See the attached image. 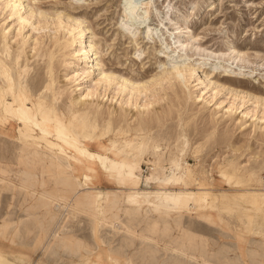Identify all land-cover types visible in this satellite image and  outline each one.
<instances>
[{
	"label": "rangeland",
	"instance_id": "1",
	"mask_svg": "<svg viewBox=\"0 0 264 264\" xmlns=\"http://www.w3.org/2000/svg\"><path fill=\"white\" fill-rule=\"evenodd\" d=\"M8 2L0 99L32 122L0 133V264H264V0H20L25 23ZM78 151L138 178L86 177Z\"/></svg>",
	"mask_w": 264,
	"mask_h": 264
},
{
	"label": "bare ground",
	"instance_id": "2",
	"mask_svg": "<svg viewBox=\"0 0 264 264\" xmlns=\"http://www.w3.org/2000/svg\"><path fill=\"white\" fill-rule=\"evenodd\" d=\"M3 1V0H2ZM8 5L11 8V16L13 17H17L18 21H21L22 23H25L28 21V17H22L21 15V8H22V4L20 2V0H9ZM21 7V8H20ZM128 6L127 3L124 5V18L122 20V26L124 27L125 30H131L133 29V25L136 22V20L132 17L126 14V10H127ZM30 17V15H29ZM136 26V25H135ZM150 27V26H149ZM149 27H147L144 31V33L146 35L149 34L150 29ZM77 33L76 35L71 36L70 41H69V46L72 47L74 44L76 43H80L81 44V48L78 51V55H79V60L86 65L87 71L86 74L87 76L90 74H94L97 73L98 77L96 78V85H100L102 83L104 84H108L113 80V77L111 74L107 73L106 71H103L100 68V62H99V57L97 56V52H95L93 45L89 42V40L85 41L86 38V32L87 29L82 26V24H79L77 26ZM175 51V50H174ZM167 58V57H166ZM168 63L173 64V68L170 74H180L181 72H186V73H190L192 74V69L190 68H181L177 65H175L177 63V57H174L173 55L169 58ZM180 63V62H179ZM171 67V66H170ZM194 73V72H193ZM166 75V74H165ZM164 75V76H165ZM121 85L128 87L131 91H137L139 89H145L146 86H138L134 83H124L123 81L120 82ZM158 83V82H157ZM81 84V83H80ZM148 89V88H147ZM89 92L87 94H85V97L89 96ZM54 107V106H53ZM55 109V108H54ZM55 111V110H54ZM41 116V122L40 124L42 125L44 131H46L47 133H51L53 130V126L50 122L49 119H47V117H45L44 115H40ZM31 121V119H29L28 117H24L22 115L19 114V111L15 110L14 108H12L11 106L7 105L4 102V99L1 98L0 99V133L3 134L4 131H10L12 132L13 129V125L14 123L17 122H21L23 124H26V128H29V122ZM6 122V123H5ZM32 122V121H31ZM18 124V123H17ZM4 135V134H3ZM56 136V135H55ZM50 139V138H49ZM66 140V139H65ZM59 144V143H58ZM155 149V148H154ZM39 152V151H38ZM19 153V152H18ZM110 154V153H109ZM35 155V154H34ZM119 156L121 155L118 154ZM36 156V155H35ZM76 156L80 158L82 165H83V175L86 177H92L95 175V172L100 168L103 169L105 171H107L109 174L113 171V169L118 165L122 170H124L126 172V177L130 178L131 180L133 179H137L138 177L135 175V170H136V160L133 157H128V156H120L118 159V162H112L110 164V166L108 167L104 162L103 159L101 158L99 153H91L90 151H87L86 153L81 154L80 151H78L76 153ZM26 158V157H25ZM43 158H45L43 156ZM54 158V157H53ZM50 159V158H48ZM18 160V159H17ZM58 162V161H57ZM23 165V164H22ZM29 180V179H28ZM133 187H137V183H133ZM20 190V189H19ZM22 190V189H21ZM35 195V194H34ZM33 195V196H34ZM32 196V197H33ZM80 197V196H78ZM77 197V198H78ZM75 198V197H74ZM183 197L181 196V194H173L172 195V203L174 206H172L173 208H180L181 207V202L183 201L182 199ZM230 198V196H229ZM50 199V198H49ZM43 200V198H42ZM113 200V199H112ZM215 200V203H213V208L217 207V203H216V198L213 197V201ZM200 202V197L197 195L193 196V203L195 205V207H198V203ZM218 205H220V207H224L227 204L226 201V197H222L220 198L218 201ZM48 203V202H47ZM98 203V202H96ZM147 205H151L149 203V201H147ZM229 205V204H228ZM57 207V206H56ZM212 208V209H213ZM35 209V208H33ZM49 210V209H47ZM87 210V209H85ZM79 211V210H78ZM171 211V210H170ZM7 218V217H6ZM39 219V218H38ZM28 220V219H27ZM39 221V220H38ZM114 222V221H113ZM27 223V222H26ZM23 224V223H22ZM41 224V223H40ZM24 225V224H23ZM21 226V225H20ZM106 226V224H105ZM22 227V226H21ZM110 228V227H109ZM113 228V227H112ZM20 229V228H19ZM39 229V228H38ZM24 230V229H23ZM111 230V229H110ZM114 230V229H113ZM133 230V229H132ZM38 231V230H37ZM115 231V230H114ZM122 232V231H120ZM119 232V233H120ZM128 232V231H127ZM125 234V232H124ZM138 235V234H137ZM147 235V234H146ZM127 236V235H126ZM130 236V234H129ZM142 239L144 237H141ZM67 239V238H66ZM145 239V238H144ZM139 240V239H137ZM143 241V240H142ZM145 241V240H144ZM143 241V242H144ZM65 242V240H64ZM140 242V241H139ZM56 243V242H55ZM149 243V242H148ZM152 244V242H150ZM154 243V242H153ZM54 244V243H53ZM76 244V243H75ZM78 244V243H77ZM153 245V244H152ZM79 246V244H78ZM67 247H65L66 249ZM78 248V247H77ZM176 248V247H175ZM181 248V247H180ZM70 250V249H69ZM76 250V249H75ZM179 250V249H178ZM262 251V250H261ZM108 258L110 259L111 257L108 256Z\"/></svg>",
	"mask_w": 264,
	"mask_h": 264
}]
</instances>
